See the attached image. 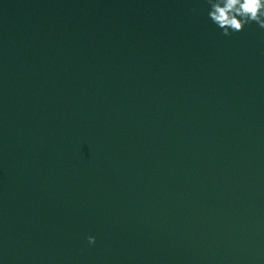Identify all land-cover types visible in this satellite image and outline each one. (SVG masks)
Returning <instances> with one entry per match:
<instances>
[{"label":"water","instance_id":"1","mask_svg":"<svg viewBox=\"0 0 264 264\" xmlns=\"http://www.w3.org/2000/svg\"><path fill=\"white\" fill-rule=\"evenodd\" d=\"M0 261L264 264V30L0 0Z\"/></svg>","mask_w":264,"mask_h":264},{"label":"clouds","instance_id":"2","mask_svg":"<svg viewBox=\"0 0 264 264\" xmlns=\"http://www.w3.org/2000/svg\"><path fill=\"white\" fill-rule=\"evenodd\" d=\"M205 5L208 19L223 36L239 33L252 23L264 30V0H205ZM87 244L95 245L96 237L89 235Z\"/></svg>","mask_w":264,"mask_h":264}]
</instances>
